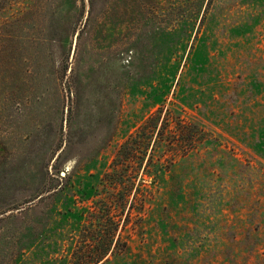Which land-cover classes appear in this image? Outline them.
<instances>
[{"label": "rangeland", "instance_id": "1", "mask_svg": "<svg viewBox=\"0 0 264 264\" xmlns=\"http://www.w3.org/2000/svg\"><path fill=\"white\" fill-rule=\"evenodd\" d=\"M201 1L0 0V264H92L104 175L161 108L99 264H264V0Z\"/></svg>", "mask_w": 264, "mask_h": 264}, {"label": "trees", "instance_id": "2", "mask_svg": "<svg viewBox=\"0 0 264 264\" xmlns=\"http://www.w3.org/2000/svg\"><path fill=\"white\" fill-rule=\"evenodd\" d=\"M202 5L201 0H197L196 5L193 6V9L196 10L199 9ZM188 7V5H187ZM183 15H181L182 17ZM180 19L178 21V25H175V28L173 30V35L177 39V41H180L183 39L184 36H188L192 29L194 28V23H185V26L180 25ZM201 26V22H199L198 29ZM137 44H134L135 47ZM138 50L135 48V51ZM119 60L114 62L115 64L119 63ZM112 77L111 79L116 77L119 79L125 78L127 75L130 78L139 80L140 78L144 77L145 71L141 69H125V66H114L112 65ZM107 73V72H106ZM107 80L109 76L108 73L106 75ZM76 79V78H75ZM78 80V76H77ZM111 81V80H110ZM111 83V82H110ZM120 109H118L119 113ZM162 108L157 109L155 112H153L151 115H149L138 127L135 131L131 132V134L128 136V138L120 145V149L117 152V162L121 163H112L113 170L108 171L104 175V184L106 187H111L116 190H114V193L120 192V199L116 195H114L110 201L103 205L102 211H99L97 215L99 218H102V222L98 224V228H95L97 223H95V219H89L87 223H85L83 232H82V240L87 241L92 240L95 243V248L93 251V254L91 255L92 259L90 262L92 264H99L103 261L105 257H107L110 252L114 251L115 248L119 251H126L129 248V245L126 241L122 243V246L117 245L118 242H120V239H116L117 230L119 228V216L123 214L125 209L127 208V205L129 201L131 200V184H133L134 178L137 175V165L142 166L143 163H126L127 161H131L135 158H138L141 162L144 161L146 158V155L148 153V149L151 145L152 140L154 139V135L157 134L155 142L159 140V137L162 138L163 136V129L166 128V126L169 125L170 122V116L167 115L163 118V126L159 127V121L162 117ZM175 128H177V131H179V138L174 140H170V143L178 142L179 140H182L181 137H183V140L185 143L182 144V147L185 145L187 146L186 149L183 151V154H187L188 151L196 144V142H200V136L199 131L196 135H189V127H185L184 123L182 122V119L180 120L179 117H177L175 121ZM201 134V131H200ZM188 136V137H187ZM160 138V139H161ZM178 144V143H177ZM153 156H149L148 161H152ZM116 160V158H115ZM123 162V163H122ZM145 172L149 173L153 171L152 163H146L145 164ZM112 193V194H114ZM143 203V200H142ZM119 208L121 209V212H119ZM120 214V215H118ZM93 216V214H91ZM128 215H131V212H129ZM118 217V219L116 218ZM129 218V216H128ZM126 226V224H125ZM116 241V242H115ZM89 247V245H88Z\"/></svg>", "mask_w": 264, "mask_h": 264}]
</instances>
